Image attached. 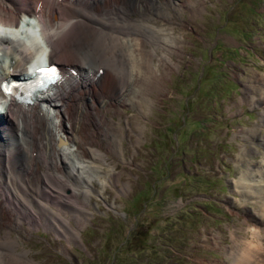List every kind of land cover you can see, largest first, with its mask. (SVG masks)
<instances>
[{
    "label": "rangeland",
    "instance_id": "1",
    "mask_svg": "<svg viewBox=\"0 0 264 264\" xmlns=\"http://www.w3.org/2000/svg\"><path fill=\"white\" fill-rule=\"evenodd\" d=\"M175 2L168 33L184 43L166 86L149 106L113 113L120 136L101 144V172L78 181L67 205L51 199L79 238L57 226L12 231L32 264H223L231 229L252 224L233 182L252 167L238 161L242 132L261 124L262 109L240 100L264 71V0H203L201 11Z\"/></svg>",
    "mask_w": 264,
    "mask_h": 264
},
{
    "label": "bare ground",
    "instance_id": "2",
    "mask_svg": "<svg viewBox=\"0 0 264 264\" xmlns=\"http://www.w3.org/2000/svg\"><path fill=\"white\" fill-rule=\"evenodd\" d=\"M39 1L0 0V18L18 24L21 15H36ZM186 3L201 11L203 0ZM174 7L175 0H44L39 17L56 32L49 41L50 59L76 66L80 76L69 74L52 93H41L33 106L11 102L0 111V264L34 263L12 234L16 229L28 232L24 224L36 229L57 226V232L79 238V229L52 207L51 199L67 205L66 198L79 194L78 181L90 184L101 172L98 162L107 161L101 144L120 136L113 113L149 106L153 92L166 86L177 65L173 55L183 51L184 43L168 33ZM7 43L0 40V46ZM11 64L12 71L2 69L0 80L27 72L19 62ZM101 68L103 74L94 79ZM244 84L240 102L262 109L261 124L242 132L247 144L238 161L252 167L233 182V192L241 197L252 224L241 228L243 235L231 229L223 264H264V151L257 148L264 149V71L255 68ZM60 138L65 145H58ZM257 154L260 159H254ZM68 206L81 212L77 200Z\"/></svg>",
    "mask_w": 264,
    "mask_h": 264
},
{
    "label": "clouds",
    "instance_id": "3",
    "mask_svg": "<svg viewBox=\"0 0 264 264\" xmlns=\"http://www.w3.org/2000/svg\"><path fill=\"white\" fill-rule=\"evenodd\" d=\"M55 35V30L37 15H22L15 25L0 18V40L8 41L0 46V68L11 72L10 65L15 60L29 74H35L38 68L47 65L49 41Z\"/></svg>",
    "mask_w": 264,
    "mask_h": 264
},
{
    "label": "snow or ice",
    "instance_id": "4",
    "mask_svg": "<svg viewBox=\"0 0 264 264\" xmlns=\"http://www.w3.org/2000/svg\"><path fill=\"white\" fill-rule=\"evenodd\" d=\"M61 79L59 70L55 65L50 67H42L36 70V79H29L26 82L13 81L12 83L5 82L2 87L5 92H12L13 89L20 90L22 88L44 87L45 81L55 83Z\"/></svg>",
    "mask_w": 264,
    "mask_h": 264
},
{
    "label": "trees",
    "instance_id": "5",
    "mask_svg": "<svg viewBox=\"0 0 264 264\" xmlns=\"http://www.w3.org/2000/svg\"><path fill=\"white\" fill-rule=\"evenodd\" d=\"M114 258H115V256H114Z\"/></svg>",
    "mask_w": 264,
    "mask_h": 264
}]
</instances>
